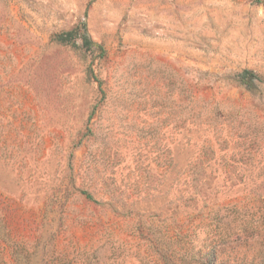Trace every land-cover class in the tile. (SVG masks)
Here are the masks:
<instances>
[{
  "label": "rangeland",
  "instance_id": "374dc122",
  "mask_svg": "<svg viewBox=\"0 0 264 264\" xmlns=\"http://www.w3.org/2000/svg\"><path fill=\"white\" fill-rule=\"evenodd\" d=\"M209 253L264 264V0H0V264Z\"/></svg>",
  "mask_w": 264,
  "mask_h": 264
},
{
  "label": "trees",
  "instance_id": "16d2710c",
  "mask_svg": "<svg viewBox=\"0 0 264 264\" xmlns=\"http://www.w3.org/2000/svg\"><path fill=\"white\" fill-rule=\"evenodd\" d=\"M76 30H77V27L73 31L69 32L68 35H72L73 33L76 32ZM63 36H64L63 34L55 35L54 39L59 43H67L66 41H69V40L64 39ZM80 193L85 197L86 200L91 201V202L93 201L92 196L88 194L86 191H81ZM199 259L200 260L202 259V262L199 261V264H214V258L211 253L199 255ZM174 262L175 261L173 260V258L172 259L169 258L168 260L166 257H164V264H174Z\"/></svg>",
  "mask_w": 264,
  "mask_h": 264
}]
</instances>
